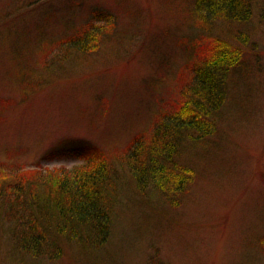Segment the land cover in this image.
<instances>
[{
    "label": "rangeland",
    "instance_id": "obj_1",
    "mask_svg": "<svg viewBox=\"0 0 264 264\" xmlns=\"http://www.w3.org/2000/svg\"><path fill=\"white\" fill-rule=\"evenodd\" d=\"M250 1L245 22L200 26L194 0H0V164L72 169L101 151L122 183L94 255L33 257L0 229V264H264V0ZM88 21L97 44L68 46ZM228 29L248 33L246 63L227 76L215 133L182 149L187 193L172 204L137 189L120 155Z\"/></svg>",
    "mask_w": 264,
    "mask_h": 264
},
{
    "label": "trees",
    "instance_id": "obj_2",
    "mask_svg": "<svg viewBox=\"0 0 264 264\" xmlns=\"http://www.w3.org/2000/svg\"><path fill=\"white\" fill-rule=\"evenodd\" d=\"M192 10L196 22L208 26L220 20L243 23L252 9L250 0H194ZM95 13V19L112 21L107 11ZM99 27L88 21L65 42L90 49L102 32ZM232 30L210 35L204 53L190 64L178 87V100L161 112L147 135L133 136L120 155L137 189L151 187L172 204L187 193L195 171L180 162L182 149L215 133L227 76L246 63L248 33ZM90 157L72 169L14 170L0 164V229L19 250L53 258L64 255L67 245L83 256L103 248L122 183L104 153ZM259 242L264 252V237Z\"/></svg>",
    "mask_w": 264,
    "mask_h": 264
}]
</instances>
